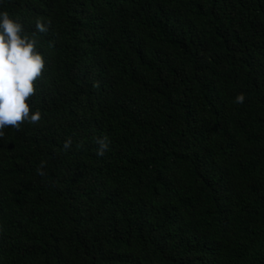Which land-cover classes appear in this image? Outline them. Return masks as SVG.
Here are the masks:
<instances>
[{"label":"trees","instance_id":"16d2710c","mask_svg":"<svg viewBox=\"0 0 264 264\" xmlns=\"http://www.w3.org/2000/svg\"><path fill=\"white\" fill-rule=\"evenodd\" d=\"M3 11L45 68L0 137V264H264V0Z\"/></svg>","mask_w":264,"mask_h":264},{"label":"clouds","instance_id":"9594fccd","mask_svg":"<svg viewBox=\"0 0 264 264\" xmlns=\"http://www.w3.org/2000/svg\"><path fill=\"white\" fill-rule=\"evenodd\" d=\"M47 23L37 20L36 32L46 33ZM29 36L18 20L13 19L7 11L0 12V137L5 128H15L29 122L37 124L41 112L32 111L28 101L36 94L35 82L43 75L45 60L38 51L34 38ZM245 94L239 93L235 102L243 104ZM97 156L103 157L111 144L107 136L97 139ZM69 145L66 143L65 147Z\"/></svg>","mask_w":264,"mask_h":264}]
</instances>
